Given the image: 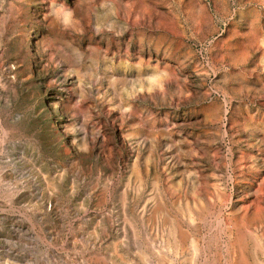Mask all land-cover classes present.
Wrapping results in <instances>:
<instances>
[{
	"label": "rangeland",
	"instance_id": "rangeland-1",
	"mask_svg": "<svg viewBox=\"0 0 264 264\" xmlns=\"http://www.w3.org/2000/svg\"><path fill=\"white\" fill-rule=\"evenodd\" d=\"M0 264H264V0H0Z\"/></svg>",
	"mask_w": 264,
	"mask_h": 264
},
{
	"label": "clouds",
	"instance_id": "clouds-1",
	"mask_svg": "<svg viewBox=\"0 0 264 264\" xmlns=\"http://www.w3.org/2000/svg\"><path fill=\"white\" fill-rule=\"evenodd\" d=\"M52 11L58 22L65 29L71 26L73 19V12L70 8H66L64 5H60L57 8L53 9Z\"/></svg>",
	"mask_w": 264,
	"mask_h": 264
},
{
	"label": "bare ground",
	"instance_id": "bare-ground-1",
	"mask_svg": "<svg viewBox=\"0 0 264 264\" xmlns=\"http://www.w3.org/2000/svg\"><path fill=\"white\" fill-rule=\"evenodd\" d=\"M30 35V34H29ZM31 37V36H30ZM27 38V37H26ZM30 40V39H29ZM26 42H27V40H26ZM28 46V45H27ZM218 127V126H217ZM255 146V145H254ZM228 156V155H227ZM66 163V162H65ZM246 179V178H245ZM242 181H243V179H242ZM245 181V180H244ZM256 188V187H255ZM254 190V189H253ZM251 194V193H250ZM254 195V194H253ZM254 207V206H253ZM252 208V207H251ZM256 211V210H255ZM189 221V220H188ZM175 223V222H174ZM159 227V226H158ZM174 227V226H173ZM197 235V234H196ZM202 243V242H201ZM204 252V251H203ZM197 253V252H196ZM146 263V262H145Z\"/></svg>",
	"mask_w": 264,
	"mask_h": 264
}]
</instances>
